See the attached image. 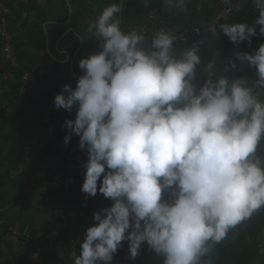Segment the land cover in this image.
Listing matches in <instances>:
<instances>
[{"label":"clouds","instance_id":"9594fccd","mask_svg":"<svg viewBox=\"0 0 264 264\" xmlns=\"http://www.w3.org/2000/svg\"><path fill=\"white\" fill-rule=\"evenodd\" d=\"M165 4L186 8V0ZM252 4L258 13L252 23L213 22L208 32L235 44L251 42L257 25L264 34V0ZM120 11L111 3L89 21L86 31L100 51L80 60L76 88L66 84L54 98L57 108L78 105L75 119L65 122V143L75 133L87 150L81 190L113 201L94 213L73 264H111L124 241L133 259L146 242L162 264H199L209 242L222 241L264 207V157L257 155L264 138V98L257 91L264 90V43L254 53H235L256 69V79H213L210 61L197 92L200 42L177 54L175 37L161 29L145 48L141 32L122 30Z\"/></svg>","mask_w":264,"mask_h":264},{"label":"crops","instance_id":"0c3cea01","mask_svg":"<svg viewBox=\"0 0 264 264\" xmlns=\"http://www.w3.org/2000/svg\"><path fill=\"white\" fill-rule=\"evenodd\" d=\"M22 1L28 0L13 3L20 18L11 14L7 23L13 35L16 51L13 64L27 73L42 76L45 81L32 87L31 100L23 105L19 119L11 121L0 113V264H39L41 252L47 254L46 264H67L73 241L67 231L63 232L64 224L53 216L54 210L59 206L61 187L58 182L48 178V159H44L43 163H37L36 160L40 151L51 143L54 150L58 148L70 150L68 158L71 159L85 157L86 149L80 148L79 136L75 133H72L69 142L65 143V137L70 131L65 122L68 119H75L78 105L71 111L66 110L62 121L57 118L54 98L63 89L57 88L49 76L50 60L31 45H23V27L28 22L35 21L36 8L42 6L51 11L57 0H30V5L26 9H21ZM9 3L12 4L11 1ZM78 4V22L83 25L86 36L92 38L86 31L88 23L107 6L106 0H78ZM136 4L140 10L156 11L163 24L177 30H193L194 27H199L201 35L193 39L206 46H212L220 40L227 41L231 47L228 57L220 65L214 63L213 79L221 75H227L230 80L246 77L251 82L256 79V69L250 67L247 62L241 63L236 59L235 53L237 51L254 53L258 50L264 43V34L259 33V25L257 35L252 37L251 42L246 40L240 44L231 42L223 35L217 39L213 38L207 30L208 25L213 22L252 23L258 15L252 0L234 2L239 4V8L233 7L232 15L227 18L218 17L220 11L228 7L223 0H186V8L182 12L166 6L165 0H136ZM45 32L49 38L53 36L54 30L50 27L45 29ZM143 35V46L148 48L154 36ZM70 45L71 40L64 35L55 44L57 49L63 48L60 52L67 54V59L69 52L66 46ZM175 49L177 54L181 52L178 48ZM201 58L193 80L197 92L208 79L205 66L212 61L203 55ZM233 60L236 61L235 68L231 67ZM257 91L261 92L264 98V90ZM257 155L264 157V138L258 145ZM56 164L59 165L58 158ZM85 174V162L77 164L76 175L85 177ZM18 236L26 238L22 244ZM54 241L57 244L55 252L51 254ZM33 254H37L36 258Z\"/></svg>","mask_w":264,"mask_h":264},{"label":"trees","instance_id":"16d2710c","mask_svg":"<svg viewBox=\"0 0 264 264\" xmlns=\"http://www.w3.org/2000/svg\"><path fill=\"white\" fill-rule=\"evenodd\" d=\"M18 0H11L12 10L19 19V12L14 8L13 3ZM197 1V0H193ZM118 3L121 11L118 13L120 26L125 32L131 31V26L136 25L150 10H140L136 0H106V4ZM69 4L73 9L72 18L69 19ZM57 0L53 9L47 10L42 6L36 8L35 21L24 25L23 45H31L39 53H43L46 59L50 60L49 76L54 80L59 89H63L66 84L75 89L76 82L83 74L79 68L82 58L90 56L100 51L99 42L95 38H89L84 32L83 25L78 22V0ZM30 5V0L21 2V9H26ZM68 21V22H67ZM52 28L53 36L48 38L45 29ZM71 40V45L66 46L67 54L60 52L55 44L62 36ZM198 40H190L186 43L174 44V47L183 51L191 47ZM1 44V43H0ZM230 44L225 40H220L212 46H206L200 42V56L209 57L215 64H222L228 57ZM16 53V51H15ZM74 72V73H73ZM25 72L17 67L5 57L0 60V113L11 121L20 118L23 105L31 100V89L34 85L44 83L42 76L35 75L30 82V88H26L23 77ZM2 106L12 108L11 113H7ZM77 106V105H75ZM73 106V107H75ZM15 109V110H14ZM64 108H56L57 118L62 121L65 118ZM68 149L58 148L54 150L53 144H49L40 151L37 163H43L48 159L47 175L49 179L60 184L59 206L54 210L53 216L63 224V232L67 231L75 244L77 254H80V242L85 237L86 229L94 223V213L110 207L113 201L106 198L98 202L94 207H90L92 196H87L81 189L85 177L76 175V165L88 159L86 150L85 157L78 159L68 158ZM59 159V165L56 164ZM69 179H72L70 181ZM89 199H88V198ZM165 199H170V191H165ZM264 227V207L237 224L233 229L237 243H229L226 239L218 243L209 242L208 251L200 257L199 264H264V242L260 239V233ZM13 234V232H10ZM22 244L26 239L18 236ZM56 241L53 242L51 254L55 252ZM41 262L46 264L47 254L40 253ZM111 264H162V258L157 256L149 245L144 242L141 245L139 255L133 259L130 256L129 242L124 241L122 247L114 255Z\"/></svg>","mask_w":264,"mask_h":264},{"label":"built area","instance_id":"2783aa9c","mask_svg":"<svg viewBox=\"0 0 264 264\" xmlns=\"http://www.w3.org/2000/svg\"><path fill=\"white\" fill-rule=\"evenodd\" d=\"M9 1L11 0H0V52L4 54L5 60H10L13 62L15 57V47L13 43V35L7 26L12 10ZM239 1L241 0H234L235 3ZM232 11V8H223L220 11L218 17H230L232 15ZM131 28L136 29L142 34H149L153 36L161 29L166 30L175 37L174 44L186 43L192 40L195 36L201 35V29L199 27H194L193 30H177L175 27L163 24V22H161L159 18V14L154 10H150L147 14L142 17L139 23L131 26ZM34 78V74L26 73L24 75L23 81L26 88H30V82L33 81ZM2 108L7 113H11L13 111L12 108H6L5 106H2ZM102 178L103 174L101 176V179L98 181V187L100 183H102ZM105 199L106 198L98 191L97 195L92 197L90 202L87 201V204L90 207H94L98 202H102ZM76 255H78L76 251V246L74 243H72L67 264H73V260Z\"/></svg>","mask_w":264,"mask_h":264},{"label":"rangeland","instance_id":"374dc122","mask_svg":"<svg viewBox=\"0 0 264 264\" xmlns=\"http://www.w3.org/2000/svg\"><path fill=\"white\" fill-rule=\"evenodd\" d=\"M3 56H4V54L2 52H0V60H1V58H3ZM259 237L264 242V227H263V230L260 233ZM225 239L227 240V242H229L231 244L232 243H237L236 238H235V232H234L233 228L229 230V232H228L227 236L225 237Z\"/></svg>","mask_w":264,"mask_h":264},{"label":"water","instance_id":"95a60500","mask_svg":"<svg viewBox=\"0 0 264 264\" xmlns=\"http://www.w3.org/2000/svg\"><path fill=\"white\" fill-rule=\"evenodd\" d=\"M67 2L69 4V0H67ZM71 17H72V8H71V5L69 4V19H71Z\"/></svg>","mask_w":264,"mask_h":264}]
</instances>
